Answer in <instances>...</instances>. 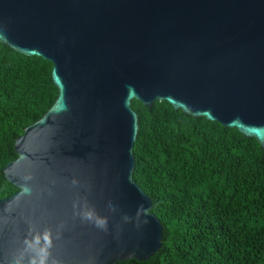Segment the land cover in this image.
<instances>
[{
    "label": "water",
    "instance_id": "obj_1",
    "mask_svg": "<svg viewBox=\"0 0 264 264\" xmlns=\"http://www.w3.org/2000/svg\"><path fill=\"white\" fill-rule=\"evenodd\" d=\"M0 41L53 62L58 96L15 141L4 167L18 191L0 199V256L18 246L25 220L42 229L67 220L53 255L87 264L144 261L163 245L152 199L134 179L138 100L168 101L256 138L264 151V0H0ZM33 175V194L24 177ZM73 176L91 180L97 212L119 203L149 212L142 233L117 246L72 219ZM57 181L54 195L40 189Z\"/></svg>",
    "mask_w": 264,
    "mask_h": 264
},
{
    "label": "trees",
    "instance_id": "obj_2",
    "mask_svg": "<svg viewBox=\"0 0 264 264\" xmlns=\"http://www.w3.org/2000/svg\"><path fill=\"white\" fill-rule=\"evenodd\" d=\"M53 62L0 41V199L18 189L4 167L15 141L54 104ZM134 179L152 199L163 245L114 264H264V151L256 138L168 101L138 100Z\"/></svg>",
    "mask_w": 264,
    "mask_h": 264
},
{
    "label": "clouds",
    "instance_id": "obj_3",
    "mask_svg": "<svg viewBox=\"0 0 264 264\" xmlns=\"http://www.w3.org/2000/svg\"><path fill=\"white\" fill-rule=\"evenodd\" d=\"M24 193L28 196L33 194L31 182L34 176L29 174L24 178ZM57 185L56 180L43 186L39 195H54ZM69 186L74 190L72 201V219L78 220L83 226L90 228L99 238L96 243L111 237V241L117 246H122L129 241L133 234L142 233L148 220V209L140 205L135 214L125 212L119 203H109L104 208V214L97 212L90 202L89 197L93 192V183L89 179L80 176H73ZM28 225L27 233L19 241L18 246L8 254L0 256V264H64V261L53 255L56 242L60 241L68 228L67 220H59L55 226L40 228L35 220H25ZM105 245L94 248L87 264H106L102 259Z\"/></svg>",
    "mask_w": 264,
    "mask_h": 264
}]
</instances>
